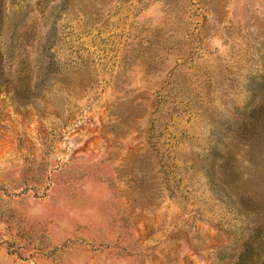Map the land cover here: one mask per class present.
Wrapping results in <instances>:
<instances>
[{"label": "rangeland", "instance_id": "1", "mask_svg": "<svg viewBox=\"0 0 264 264\" xmlns=\"http://www.w3.org/2000/svg\"><path fill=\"white\" fill-rule=\"evenodd\" d=\"M0 264H264V0H0Z\"/></svg>", "mask_w": 264, "mask_h": 264}]
</instances>
